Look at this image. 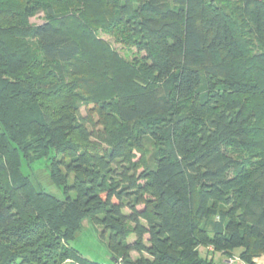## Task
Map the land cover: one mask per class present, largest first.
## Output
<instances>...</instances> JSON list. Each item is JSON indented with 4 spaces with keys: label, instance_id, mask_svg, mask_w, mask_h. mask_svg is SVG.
<instances>
[{
    "label": "trees",
    "instance_id": "16d2710c",
    "mask_svg": "<svg viewBox=\"0 0 264 264\" xmlns=\"http://www.w3.org/2000/svg\"><path fill=\"white\" fill-rule=\"evenodd\" d=\"M63 1L0 0V264H100L71 246L86 220L111 264H254L264 0ZM42 161L56 194L23 173Z\"/></svg>",
    "mask_w": 264,
    "mask_h": 264
},
{
    "label": "rangeland",
    "instance_id": "374dc122",
    "mask_svg": "<svg viewBox=\"0 0 264 264\" xmlns=\"http://www.w3.org/2000/svg\"><path fill=\"white\" fill-rule=\"evenodd\" d=\"M67 0L63 1V4L69 5V2H66ZM69 1V0H68ZM75 6L78 7V9H73L74 7H70L71 11L74 10H84L83 4H75ZM78 14V12H77ZM46 21L45 14H40L36 18H33L31 20V25H41ZM99 38L108 44L112 46L113 49L117 50L123 57L127 56L129 59L132 58L131 52L125 50L124 44L117 42L115 38L111 37L108 34H105L102 29L98 31ZM23 42L29 43L32 45L34 49L38 47V42L34 40H22ZM22 41L19 40V43H22ZM48 162L42 161L34 164L32 167H28L27 165L23 166V173L30 177L32 181L35 183V185L39 186L40 188L56 194V189L53 186V183L50 179V173L48 172ZM139 209H142V207H139ZM126 214H129L128 210H125ZM147 239V238H146ZM135 240V236H131L129 238V242L133 243ZM71 246L75 248L84 258L96 262V263H106L111 264L112 262V256L111 253L108 250V244L107 240H104L101 237V229L93 224L90 220H86L83 223L82 230L76 235L75 240L71 243ZM202 255H206L204 251L201 252ZM139 255L137 253H132V257L136 259ZM218 259H220L218 261ZM224 257L221 255H217V264H223ZM65 264H74V262L66 261Z\"/></svg>",
    "mask_w": 264,
    "mask_h": 264
},
{
    "label": "crops",
    "instance_id": "0c3cea01",
    "mask_svg": "<svg viewBox=\"0 0 264 264\" xmlns=\"http://www.w3.org/2000/svg\"><path fill=\"white\" fill-rule=\"evenodd\" d=\"M202 251H204L206 253V255L211 253L210 254V258H213L215 262L217 260V255H221L222 257L225 258L224 261H223V264H230V259L228 260V258L226 256H224L223 254H221V253H214L213 254L212 251L209 252V250H206V249H203V248L200 249V252H202ZM239 253H240V251H235L233 253V255H239ZM206 255H203V256H206ZM219 260L220 259H218V261ZM253 262H254V264H264V255H261L259 257H256Z\"/></svg>",
    "mask_w": 264,
    "mask_h": 264
},
{
    "label": "built area",
    "instance_id": "2783aa9c",
    "mask_svg": "<svg viewBox=\"0 0 264 264\" xmlns=\"http://www.w3.org/2000/svg\"><path fill=\"white\" fill-rule=\"evenodd\" d=\"M232 264H245L244 262H242L239 258L233 259L231 261Z\"/></svg>",
    "mask_w": 264,
    "mask_h": 264
}]
</instances>
